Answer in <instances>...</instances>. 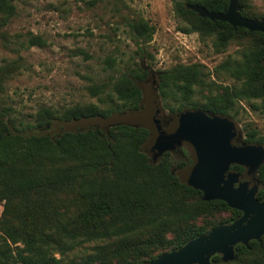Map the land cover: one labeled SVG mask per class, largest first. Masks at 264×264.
<instances>
[{"label":"trees","instance_id":"obj_1","mask_svg":"<svg viewBox=\"0 0 264 264\" xmlns=\"http://www.w3.org/2000/svg\"><path fill=\"white\" fill-rule=\"evenodd\" d=\"M228 3L173 0L181 31L210 37L216 52L231 43L241 49L239 58L225 59L214 69L216 75L228 74L231 84L210 79L212 72L202 63L156 71L157 91L168 112L189 107L235 117L242 100H252V108L264 112V33L199 16L188 7L224 12ZM239 5L241 16L264 18L248 0ZM15 15V0H0V27ZM128 25L134 38L151 40L154 28L142 17H132ZM20 44L44 46L46 41L27 32ZM20 67L18 60L0 65V264H144L240 217L241 210L221 199H203L200 189L181 180L176 170L192 161L187 149L166 151L153 161L143 149L150 136L144 125L114 123L105 129L79 126L50 133L56 122L107 119L141 109L140 83L149 77L147 68L136 63L90 85L98 103L41 106L26 118L4 97ZM195 94L201 101L193 99ZM245 132V142L264 145V136L254 128ZM257 177L264 186V163ZM263 195L260 189L258 198ZM211 264H264V235L237 244L232 260L215 254Z\"/></svg>","mask_w":264,"mask_h":264},{"label":"rangeland","instance_id":"obj_2","mask_svg":"<svg viewBox=\"0 0 264 264\" xmlns=\"http://www.w3.org/2000/svg\"><path fill=\"white\" fill-rule=\"evenodd\" d=\"M248 3L264 13V0H248ZM15 5L16 15L7 26L0 27V65L13 60L21 63L19 71L6 84L4 97L26 118H31L41 106L59 109L98 103L88 87L116 77L137 63L149 71V77L140 83L143 107L155 104L156 119L165 129L179 112L170 113L163 108L156 71L176 64L202 63L212 72L210 79L215 82L234 81L226 73L216 75L214 69L225 59L239 58L240 46L231 43L216 52L210 37L181 31L179 27L183 23L174 12L173 0H15ZM132 17H142L153 26L150 41L142 42L132 36L128 25ZM27 32L41 35L46 45H21L27 39ZM193 99L201 101V96L195 94ZM252 103V100L240 101L235 117H230L241 132V140L246 136L245 128H254L264 136V112L253 109ZM118 115L56 122L50 133L79 126L97 125L105 129ZM135 117L131 123L149 126L141 113ZM143 149L153 160L154 151L144 146ZM178 150L171 152L176 154ZM176 173L179 174V169ZM1 210L0 205V213Z\"/></svg>","mask_w":264,"mask_h":264},{"label":"water","instance_id":"obj_3","mask_svg":"<svg viewBox=\"0 0 264 264\" xmlns=\"http://www.w3.org/2000/svg\"><path fill=\"white\" fill-rule=\"evenodd\" d=\"M188 7L199 16L264 33V18L241 16L239 0H229L224 12L208 11L197 4ZM127 112L119 113V118L109 124H134L131 122L141 113L150 130L144 147L154 151L153 161L166 151H174L186 141L192 146L193 163L179 169L181 180L200 189L203 199H221L242 212V216L231 224L218 225L182 247L164 252L144 264H211V257L215 254H220L223 261H229L235 257L236 244L247 245L250 240H259L264 235V203L255 197L256 186L249 189L248 183L242 182L234 187L237 175L228 172L232 162L242 160H248L256 170L264 162L263 145L233 146L230 140L237 134L234 121L228 116L207 113L201 109L180 111L165 129L156 119L158 110L155 104L151 107L144 105L133 114Z\"/></svg>","mask_w":264,"mask_h":264},{"label":"flooded vegetation","instance_id":"obj_4","mask_svg":"<svg viewBox=\"0 0 264 264\" xmlns=\"http://www.w3.org/2000/svg\"><path fill=\"white\" fill-rule=\"evenodd\" d=\"M236 131H237V134L235 136H233L231 138V140H230V143L233 146L239 147V146H241L243 144H257V143H247V142L244 141V139L241 140L240 139L241 138V132L238 131L237 128H236ZM260 145H263V144H260ZM182 148H185V149L188 150V152H189V154L191 156V160H192L190 164L182 167V168H185V167H187V166H189V165H191L193 163V159H192V146L189 145L186 141H183L182 144H181V146L178 147L177 149H182ZM233 166H239V167H241L242 168V171H240V172L237 171L235 168H233ZM258 168L256 170H254L253 166L250 164V162L248 160H242L241 162L234 161V162H232L229 165L228 172H232V173H235L237 175V180L233 183L234 187H237L242 182H247L249 189L252 188L253 186H256V194H255V197L257 198L258 201H261V202L264 203V195L261 196L260 199L257 196L259 194L260 189H263L264 190V186L261 184V182L258 180V177H257V170H258ZM241 216H242V213H241L240 217ZM240 217H238L237 219H239ZM237 219H235V220H237ZM235 220H233V221H235ZM232 222H230L228 224H231ZM235 246H234V249H235Z\"/></svg>","mask_w":264,"mask_h":264}]
</instances>
